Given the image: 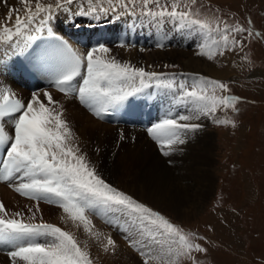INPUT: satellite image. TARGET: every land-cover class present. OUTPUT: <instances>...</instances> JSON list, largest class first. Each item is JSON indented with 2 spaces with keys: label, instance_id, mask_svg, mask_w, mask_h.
<instances>
[{
  "label": "snow or ice",
  "instance_id": "6c2138e0",
  "mask_svg": "<svg viewBox=\"0 0 264 264\" xmlns=\"http://www.w3.org/2000/svg\"><path fill=\"white\" fill-rule=\"evenodd\" d=\"M19 3L23 5V15L21 9L9 8L7 18H0V72L9 61L13 66L19 61L25 72L47 74L50 88L78 101L97 119L112 115L138 98L167 97L170 106L146 129L164 157L182 153V146L204 127L200 122L203 119L235 127L233 121L216 116L218 110L238 111L239 97L226 94L230 91L227 83L204 77L177 83L175 76L169 78L116 59L103 43L76 48L58 34L62 31L59 14L64 13L65 20L73 21L71 26L79 27L74 23L76 17L99 20L110 13L114 19L134 16L139 4L140 14L150 20L159 23L167 18L201 32L205 42L198 45L201 50L197 55L208 60L237 49L243 51L245 41L264 39V33L254 30L251 20L245 27L238 22L229 24L217 15L201 19L197 9L203 5L199 0H172L167 5L160 0H107V7L101 0H87L86 8L76 10L73 7L77 0ZM153 5L156 10L150 7ZM13 14L15 20L10 26ZM211 33L216 37L209 43ZM0 152L4 153L0 184L36 202L34 210L28 209L31 215L27 222L23 213L10 215L0 202V251L10 264H94L87 243L82 247L73 233L42 219L35 222L41 202L61 209L62 219L66 217L74 226H82L106 254H115L117 244L111 236L95 230L93 214L108 217L105 223L123 234L142 264H181L182 260L198 264L194 253L207 251L195 242L204 237L185 232L102 177L79 147L78 137L65 118L64 106L53 99L49 90H44L42 97L40 92H33L25 100L0 84Z\"/></svg>",
  "mask_w": 264,
  "mask_h": 264
},
{
  "label": "rangeland",
  "instance_id": "374dc122",
  "mask_svg": "<svg viewBox=\"0 0 264 264\" xmlns=\"http://www.w3.org/2000/svg\"><path fill=\"white\" fill-rule=\"evenodd\" d=\"M171 2L160 0L164 4ZM199 2L203 5L197 9L201 19L217 15L229 24L238 22L245 27L251 20L254 30L264 33V0ZM140 11L137 4L136 13L142 16ZM192 45L195 47L194 41ZM245 45L243 51L226 52L214 60L197 56L181 45H170L166 49L133 48L135 51L130 60L117 58L146 71L159 73L158 68L171 74L186 72L182 64L193 60L201 67L190 69L191 72L197 70L190 80L204 77L227 83L230 91L226 94L239 97L237 112L229 108L218 110L216 114L219 119L233 121L235 127L216 125L210 119H203L200 122L204 127L182 146V153L164 157L142 131L131 128L122 129L120 137L123 135L124 139L116 146L120 154L114 156L118 159V172L110 175L117 181H110L111 185L114 183L116 187L118 182L117 189L159 211L185 232L204 237L195 241L207 249L206 253H194L198 264H264V39L245 41ZM107 46L110 49L120 47ZM151 53L158 57L151 61L154 70L147 58ZM135 55L138 60H134ZM224 65L227 66L225 69ZM208 67L217 74L211 76ZM225 70L229 73L225 74ZM54 100L63 104L60 96L55 95ZM75 110L81 109L77 106ZM81 111L83 113L76 112L72 121L78 141L88 131L102 130L107 135L111 132L112 125L94 120ZM137 133L144 137L140 139L150 143L148 147L135 141ZM0 202L10 215L17 211L23 213L25 221L31 215L28 209L34 210L36 206L16 196L15 199L2 198ZM49 207L57 210L47 211V206L39 205L35 222L42 219L73 233L82 247L87 243L94 264H142L139 254L122 241L123 234L104 222L108 217L100 215L104 220L92 221L95 228L97 223H105L102 227H107L106 236H111L117 244L115 254L104 253L82 227L74 226L66 217L62 219L64 214L60 209ZM0 264L10 262L0 254ZM181 264L191 262L182 260Z\"/></svg>",
  "mask_w": 264,
  "mask_h": 264
},
{
  "label": "bare ground",
  "instance_id": "6f19581e",
  "mask_svg": "<svg viewBox=\"0 0 264 264\" xmlns=\"http://www.w3.org/2000/svg\"><path fill=\"white\" fill-rule=\"evenodd\" d=\"M22 7L23 6H21V4L19 3V0H7L6 3L4 2V0H0V18H3V19L7 18L8 9L9 8L22 9ZM20 14L23 15V11L22 10H21ZM64 16H65L64 13H60L59 14V28L62 27L61 23L63 22V20H65ZM127 19L122 18L119 22L115 21V20L113 22H118L119 24H124V20L126 22ZM14 20H15V14H13L12 21L9 22V25L12 22H14ZM128 22H131V20H128ZM137 22H138L137 19H135V25L136 26H138ZM163 23L164 22H159L158 23L156 20H154V21H149L148 20V25L149 26H155V28H158V29L162 26V30H165V32H167V30H168L167 26L165 24H163ZM132 26H134V23H132ZM175 26H177V25H175ZM124 28H125V25H123V27H121L120 29H117V30L122 31ZM147 31L148 30L143 32V34H142L143 37L146 36L145 33ZM160 31L161 30H159V32ZM189 32H190V34L185 32L187 34V36H185V34L182 33V32H180V33L185 37L186 40L188 39L189 41H192V42L194 41L195 42V47L197 48L198 45L203 42V39L199 36V34L195 35V32L192 33L190 30H189ZM111 33H112V31H111ZM128 34H129V32L127 34L124 33L123 35H128ZM146 41L147 42H151L150 37L149 38L147 37ZM109 44L110 43H108L107 45H109ZM133 51H135V50L133 48H131V47H119V48L111 49V55H113L116 59L118 57H120V58H125V59H129L130 60L131 59V55H132L131 53H133ZM159 53H161V52H159ZM135 54H137V52H135ZM147 58L150 60V63H151L152 60L154 61V59H157L158 57H157L156 54L151 53V54L147 55ZM134 60H138V55H135ZM225 65L223 67L224 69L227 67ZM182 66H183V68H182L183 71H186V72H182V73H185V74H188V75L189 74H196V73H193V72H197V70H193L191 72L190 69H192V68L199 69V67H201V65L199 63H197V62H195L193 60H188L186 62V64H182ZM152 67H155V66L151 63L150 68H151V70H154ZM207 72L209 74H211V76L212 75L215 76L217 74L214 71H212L210 67H208ZM224 72H225V74L229 73V72L227 73L226 70ZM217 77H219V75ZM1 82L2 83H6V84H11L12 83V78L9 75H5L4 79ZM12 86H14L13 83H12ZM40 94H41V97H42L43 91H41ZM50 94L53 96V99H54L55 94H53L51 92H50ZM159 96L160 95H157L156 101L161 100V99H159ZM61 99L63 100L62 101V103H63L62 105L64 106L65 118L67 119V121H68V123H69V125H70V127L72 129L73 128L72 127V124H73L72 121L75 118L76 112H78V113H83V112L81 110H78V111L75 110L77 108V105L75 104V102L73 100H69V99L63 98V97H61ZM161 101L162 102H161L159 108L161 109V114L164 115L165 111L169 107V105H166V104H170V102H169V100H161ZM46 102L47 101L44 100V103H46ZM122 129L123 128H115L114 129L112 127L111 132L108 135L106 133L104 134L102 130H100L99 132H96V131L89 132L88 131V132H86L84 134L83 139L79 140V147L81 148L82 152L87 154V156L89 157L91 162L96 165V167L100 171L102 177L108 183H110V181L111 182L114 181V183L117 181V180H115L113 178L112 175H114L116 172H118L117 171L118 163L116 162V161H118V159H115L114 156L115 155H120L118 150H116V146L122 143V141H120L121 140L120 135L122 133ZM131 129H136V128H131ZM129 134H128V136H129ZM144 137H142V136H140V134H138V135L135 136V138H136L135 141H138V142L140 141V142H142L143 144H145L148 147V145H150V143L148 141L144 140V139H140V138H144ZM110 174H112V175H110ZM118 186H119V183L117 182V186L116 187L118 188ZM6 197H13L15 199V196L12 193H10L9 191H7V189L4 186H0V198H1L0 201L2 200V198H6ZM52 210H57V209H55L54 207H48L47 208V211H52ZM102 226L103 225H101V223L100 224L97 223V226H96L95 229H96V231H99V232L103 233L104 235H106V233L108 232L107 227H102Z\"/></svg>",
  "mask_w": 264,
  "mask_h": 264
},
{
  "label": "crops",
  "instance_id": "0c3cea01",
  "mask_svg": "<svg viewBox=\"0 0 264 264\" xmlns=\"http://www.w3.org/2000/svg\"><path fill=\"white\" fill-rule=\"evenodd\" d=\"M187 49V48H186ZM197 58H200V57H197ZM202 59V58H201Z\"/></svg>",
  "mask_w": 264,
  "mask_h": 264
}]
</instances>
